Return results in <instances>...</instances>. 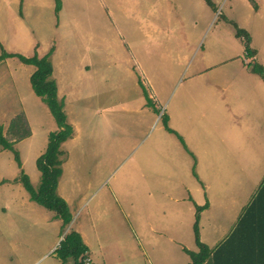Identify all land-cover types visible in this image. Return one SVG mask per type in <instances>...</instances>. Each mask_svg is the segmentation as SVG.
Instances as JSON below:
<instances>
[{
  "label": "rangeland",
  "instance_id": "1",
  "mask_svg": "<svg viewBox=\"0 0 264 264\" xmlns=\"http://www.w3.org/2000/svg\"><path fill=\"white\" fill-rule=\"evenodd\" d=\"M54 2L0 0V46L27 57L52 51V77L74 129L61 145L59 179L72 220L63 232L53 212L36 202L25 205L30 199L18 176L23 170L38 186L35 157L57 126L31 88L35 67L7 58L0 62V124L14 141L9 125L21 115L32 135L13 145L26 159L25 170L0 146V264H60L54 250L69 230L84 236L86 264L188 263L183 248L197 246L195 205L185 192L199 182L190 176L186 186L185 172L195 153L235 144L231 128H222L232 120L218 107L217 90L198 75L205 76V67H227L234 83L240 77L259 82L257 75L245 76L250 59L230 21L251 26L260 47L264 17L250 0H211L215 8L204 0H61L58 12ZM254 2H263L264 13V0ZM139 83L161 114L147 106ZM173 112L170 124L181 130L190 152L165 130L161 116ZM262 164L247 168L246 179L238 169L237 178L223 172L207 180L211 205L199 231L211 247L233 229L264 174Z\"/></svg>",
  "mask_w": 264,
  "mask_h": 264
},
{
  "label": "trees",
  "instance_id": "2",
  "mask_svg": "<svg viewBox=\"0 0 264 264\" xmlns=\"http://www.w3.org/2000/svg\"><path fill=\"white\" fill-rule=\"evenodd\" d=\"M54 1L55 11L58 12L61 9V0ZM204 1L215 8L211 0ZM250 1L256 7L254 0ZM231 23L235 29V36L242 39L245 52L251 56L255 51L249 46L250 36L248 32L238 27L235 22ZM0 48V62L7 58L16 57L21 63L35 67L29 78L31 88L47 106L56 123L57 129L49 132L45 150L37 157L35 162L40 173L38 186L36 188L32 186L29 176L23 170L18 180L28 192L31 201L53 212L55 217L61 220L64 232L72 217L67 201L58 192V183L63 171L62 157L64 151L61 149V145L72 137L74 129L67 121L64 101L58 97L57 84L52 77L53 65L49 58L52 51L41 57L35 51L32 56L27 57L20 53L7 52L2 46ZM250 70L259 75L264 82V68L259 63L254 62L250 66ZM139 84L147 106L158 114L159 110L155 108L146 88L142 83ZM161 119L165 123V129L175 134L184 144L181 136L168 126L166 113L162 114ZM24 122L26 123L25 120L21 119V115H17L11 121L9 126L10 130L13 131L12 134L16 136L14 141L7 139L3 132V126L0 124V146L13 152L14 160L18 165H20V159L13 143L30 135V130ZM17 128L21 133L18 132ZM194 205L193 236L197 250L183 248L190 258V262L187 264H264V177L247 203L242 207L233 229L213 248H210L200 239L199 232L200 212L208 207V202L203 205ZM54 254L59 259L60 264H66L69 260H72L73 264H86L88 247L79 232L69 230L63 235V239L60 240Z\"/></svg>",
  "mask_w": 264,
  "mask_h": 264
},
{
  "label": "crops",
  "instance_id": "3",
  "mask_svg": "<svg viewBox=\"0 0 264 264\" xmlns=\"http://www.w3.org/2000/svg\"><path fill=\"white\" fill-rule=\"evenodd\" d=\"M262 4L263 2H257L256 8L254 11L258 12V14L264 17V13H260ZM231 22H235L238 27L244 30L247 29L246 31L248 32L250 36L249 46L255 52L251 56L247 55V53L244 50L243 41L241 38H239L242 42L244 55L246 57H249L250 59V62H247L248 73L245 76H248V74L257 75L251 72L250 66L254 62H257L264 68V59H260L258 61V56L262 52H264V46L259 47L252 40L253 33L255 37V32L252 31L251 26H245L246 28L245 29L241 27L239 25V22H237L236 20H232L230 21V23ZM258 29L263 30V33H264V26L261 25L259 26ZM52 56H54V54H51V58ZM53 67L55 66L53 65ZM247 67L241 66V69L244 70ZM204 70L206 71L205 76L198 75V78L205 79L206 77H208L209 83L208 85H206V87H208V89L211 91L213 89L214 91L217 90L216 97L218 98L217 100H220L218 102L219 103L218 107L225 110L226 116L229 115V118L227 119L232 120L228 123H225V120H224L222 122V128H226V129L231 128V130L229 131L231 133V141L235 144L228 145V146L221 147V148H218V146H215V145L208 146V148L205 151V154L201 156H199L197 153L194 152L196 154V158L192 165L191 172L189 171L185 172V175H186L185 183H186V186H188L190 176H193L196 179V181L199 183L194 187V189L187 188L185 194H187L188 196L185 199H187L189 203H191L192 201V205L193 204L203 205L204 203L208 202V207L204 209L202 212H200V218L202 214L205 211H207V209L211 205V195L209 192L210 185L207 182L209 178L214 180L215 177L218 176V174H221V177H222L223 172L227 173L228 178L230 177L237 178L239 175V171H238L239 169L241 171L240 175L242 176V178L246 179L245 170H247V168H251V169L252 168L254 169L262 168L263 167L262 163L264 160V82L261 80L259 75H257L259 78V82L255 79L250 80L248 79L249 77H246V78L240 77L239 81L234 83V80L232 79V77L229 76L227 67H205ZM54 73H55V70L53 69V74ZM235 103H236V106L234 105ZM167 116H168V121H167L168 126L171 129L175 130L181 136L184 142V146H186L181 130L176 129L170 124V121L174 116V112L173 114H167ZM166 132L176 136L175 134L167 130ZM31 135H32V131L28 137H30ZM28 137L23 138V139H27ZM21 140L15 141L13 145L18 146ZM186 149H187V146H186ZM190 151L191 150L187 149V152H190ZM257 151L259 152V159L256 155ZM237 152H240V153L244 152V153L242 154V156H240L239 153ZM261 152L263 153L262 157H261ZM42 153L43 152H41L40 154ZM230 153H232V156ZM39 155L37 153L34 163L36 162V159ZM261 158H262V161H261ZM20 160H21V168L25 170L26 159L24 158L22 154H20ZM218 167H221L222 169L223 168L224 169L218 170ZM192 170H194V172L196 173L197 175L196 177L194 176ZM263 177H264V174L259 175L257 184H255V187L258 186V184L260 183ZM15 179H17V177ZM243 183H246V182H243ZM59 185H60V182L58 183V192H59ZM255 189L256 188H253V190L249 192L250 193L249 197H251ZM195 191H197L198 193L197 195L195 194ZM204 194H205V197H204ZM28 199H30L29 194H28ZM31 202L33 201L31 200L25 201V205L31 206L32 205ZM82 238L84 240V236ZM200 239L205 244H207L210 248H213L202 238L201 234H200ZM84 242L86 241L84 240Z\"/></svg>",
  "mask_w": 264,
  "mask_h": 264
},
{
  "label": "water",
  "instance_id": "4",
  "mask_svg": "<svg viewBox=\"0 0 264 264\" xmlns=\"http://www.w3.org/2000/svg\"><path fill=\"white\" fill-rule=\"evenodd\" d=\"M159 114H161V112ZM62 239H63V237L60 240H62Z\"/></svg>",
  "mask_w": 264,
  "mask_h": 264
},
{
  "label": "clouds",
  "instance_id": "5",
  "mask_svg": "<svg viewBox=\"0 0 264 264\" xmlns=\"http://www.w3.org/2000/svg\"><path fill=\"white\" fill-rule=\"evenodd\" d=\"M87 260H89V259H87ZM86 263V262H85Z\"/></svg>",
  "mask_w": 264,
  "mask_h": 264
}]
</instances>
